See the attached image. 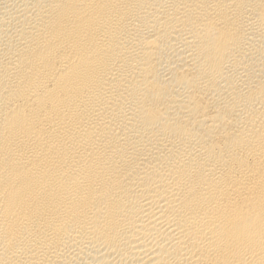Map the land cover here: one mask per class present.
<instances>
[{"label": "bare ground", "instance_id": "bare-ground-1", "mask_svg": "<svg viewBox=\"0 0 264 264\" xmlns=\"http://www.w3.org/2000/svg\"><path fill=\"white\" fill-rule=\"evenodd\" d=\"M0 264H264V0H0Z\"/></svg>", "mask_w": 264, "mask_h": 264}]
</instances>
